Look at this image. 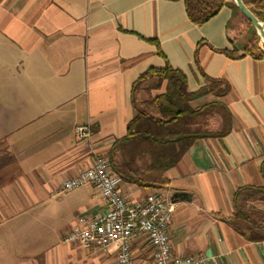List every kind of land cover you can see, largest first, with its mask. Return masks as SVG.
Returning <instances> with one entry per match:
<instances>
[{
	"label": "crops",
	"instance_id": "0c3cea01",
	"mask_svg": "<svg viewBox=\"0 0 264 264\" xmlns=\"http://www.w3.org/2000/svg\"><path fill=\"white\" fill-rule=\"evenodd\" d=\"M233 14L223 7L194 26L181 0H0V264H117V245L102 252L62 242L78 217L105 209L93 188L51 193L105 157L126 135L135 106L146 109L163 93L164 83L140 90L133 102L131 86L165 62L185 75L190 93L206 85L203 77L228 84L221 102L232 118L230 132L197 140L164 173L161 190L119 188L131 202L151 191L171 201L173 256L264 264V240L252 242L223 221L237 188L263 185L264 59L233 61L218 53L232 48L225 28ZM80 125L90 135L77 141ZM209 126L218 129L219 119ZM175 193L186 199H173ZM257 207L264 211V203ZM132 250L138 264H152L145 243Z\"/></svg>",
	"mask_w": 264,
	"mask_h": 264
},
{
	"label": "trees",
	"instance_id": "16d2710c",
	"mask_svg": "<svg viewBox=\"0 0 264 264\" xmlns=\"http://www.w3.org/2000/svg\"><path fill=\"white\" fill-rule=\"evenodd\" d=\"M181 1L188 21L194 26L205 24L223 7L239 12L232 0ZM241 1L264 26V0ZM245 21L250 27V23ZM225 35L232 48L218 53L229 60L245 57L256 61L264 59L256 33H252L241 48L236 46L237 35L229 25L225 28ZM158 54L161 55L159 49ZM203 78L206 85L190 93L187 91L185 75L165 62L162 68L147 69L132 83L133 102L135 94L142 89L146 92L159 90L164 83V91L151 98L146 109L135 106L136 113L127 125L126 135L116 140L104 157L111 173L121 183L161 190L167 185L164 173L174 167L197 140L223 137L230 132L232 118L221 102L229 86L222 79ZM206 97L211 100L193 106L194 102ZM217 118L220 126L213 130L209 120ZM259 173L263 185L237 188L231 197V216L223 220L233 231L252 242L264 240V211L257 207L258 203H264V159L259 166Z\"/></svg>",
	"mask_w": 264,
	"mask_h": 264
},
{
	"label": "built area",
	"instance_id": "2783aa9c",
	"mask_svg": "<svg viewBox=\"0 0 264 264\" xmlns=\"http://www.w3.org/2000/svg\"><path fill=\"white\" fill-rule=\"evenodd\" d=\"M260 44L264 52V42ZM90 135L88 125L76 126L74 138L85 140ZM121 181L115 177L102 156L81 169L69 179L61 181L51 197L90 185L105 209L100 213L80 216L62 238L64 244H77L85 251H106L117 245V264H138L132 245L145 243L150 251L152 264H205L200 256H173L170 252L168 227L173 204L158 191H151L140 202L129 201L121 192Z\"/></svg>",
	"mask_w": 264,
	"mask_h": 264
},
{
	"label": "rangeland",
	"instance_id": "374dc122",
	"mask_svg": "<svg viewBox=\"0 0 264 264\" xmlns=\"http://www.w3.org/2000/svg\"><path fill=\"white\" fill-rule=\"evenodd\" d=\"M229 27H231L234 30L235 34L237 35L236 46L239 48L243 47L246 44L252 33H256L252 26L248 27L245 19L242 17V15L239 12H234ZM262 28L264 30L263 25ZM260 44L263 45L261 40H260Z\"/></svg>",
	"mask_w": 264,
	"mask_h": 264
},
{
	"label": "water",
	"instance_id": "95a60500",
	"mask_svg": "<svg viewBox=\"0 0 264 264\" xmlns=\"http://www.w3.org/2000/svg\"><path fill=\"white\" fill-rule=\"evenodd\" d=\"M233 3L238 8L241 15L250 23V25L254 28L256 35L259 37L261 42H264V30L262 29L261 23L257 21L256 18L247 10V8L244 6L241 0H232ZM173 199H180L184 200L186 199L185 193H175L172 196Z\"/></svg>",
	"mask_w": 264,
	"mask_h": 264
},
{
	"label": "bare ground",
	"instance_id": "6f19581e",
	"mask_svg": "<svg viewBox=\"0 0 264 264\" xmlns=\"http://www.w3.org/2000/svg\"><path fill=\"white\" fill-rule=\"evenodd\" d=\"M263 29V28H262Z\"/></svg>",
	"mask_w": 264,
	"mask_h": 264
}]
</instances>
